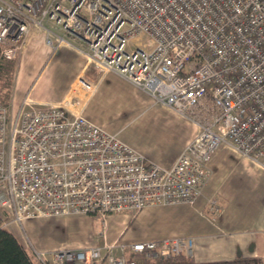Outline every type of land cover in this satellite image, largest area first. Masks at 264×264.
Returning <instances> with one entry per match:
<instances>
[{
	"label": "built area",
	"instance_id": "built-area-1",
	"mask_svg": "<svg viewBox=\"0 0 264 264\" xmlns=\"http://www.w3.org/2000/svg\"><path fill=\"white\" fill-rule=\"evenodd\" d=\"M32 28H43L53 48L71 45L87 65L123 75L201 128L165 168L64 105L13 115L0 100V207L15 220H104L150 205L194 204L223 143L264 165V0H0L3 58L19 57ZM140 36L148 38L146 47L129 51ZM81 84L92 87L87 77ZM210 210L220 211L215 199ZM191 248L184 238L116 241L37 252L35 259L139 264V257L190 256Z\"/></svg>",
	"mask_w": 264,
	"mask_h": 264
},
{
	"label": "crops",
	"instance_id": "crops-1",
	"mask_svg": "<svg viewBox=\"0 0 264 264\" xmlns=\"http://www.w3.org/2000/svg\"><path fill=\"white\" fill-rule=\"evenodd\" d=\"M46 39L43 28H32L23 41L10 97L11 114L48 104L72 106L165 168L172 166L198 135V122L157 102L115 71L97 70L89 76L85 56L79 50L69 44L55 49ZM71 43L81 46L76 40ZM85 75L92 83L90 89L81 84ZM208 168L209 179L194 204L150 205L134 216L118 213L104 220L69 214L20 222L5 210L7 214H0L1 227L33 258L37 252L80 250L116 241L129 245L184 238L192 241L189 257L197 264L228 263L239 258L256 260L249 264H264V165L223 143ZM211 199L220 208L218 214L210 210ZM117 220L121 223L111 231L110 224ZM134 228L135 236L131 234Z\"/></svg>",
	"mask_w": 264,
	"mask_h": 264
},
{
	"label": "trees",
	"instance_id": "trees-1",
	"mask_svg": "<svg viewBox=\"0 0 264 264\" xmlns=\"http://www.w3.org/2000/svg\"><path fill=\"white\" fill-rule=\"evenodd\" d=\"M19 67V57L16 60H7L0 55V83L11 81ZM253 259H236L233 262L217 264H249L254 263ZM0 264H38L30 253L22 249L9 231L1 227L0 221ZM139 264H197L192 258L186 255L171 257L170 259H158L147 261L142 259Z\"/></svg>",
	"mask_w": 264,
	"mask_h": 264
},
{
	"label": "rangeland",
	"instance_id": "rangeland-1",
	"mask_svg": "<svg viewBox=\"0 0 264 264\" xmlns=\"http://www.w3.org/2000/svg\"><path fill=\"white\" fill-rule=\"evenodd\" d=\"M147 41H148V38L146 37V36H140L137 40H135V41H133L130 45H129V47H128V50L129 51H132V50H134L136 47H146V43H147ZM74 43V42H73ZM85 48H87V45H85ZM86 59V58H85ZM87 63H88V61H87V59H86V62H85V64L87 65ZM88 66V68L87 69H89L88 71V75L89 76H91V77H93L95 74H96V72H97V69H96V67L94 66V65H92V64H88L87 65ZM86 66V67H87ZM86 73H87V71H86ZM85 73V74H86ZM85 77H86V75H85ZM82 79V78H81ZM15 80H16V73L14 74V76H13V78H12V80L11 81H2L1 83H0V100L2 101V102H4L8 107H9V109H12V107H11V105H10V97H11V94H12V92H13V89H14V85H15ZM69 108L71 109V110H73L75 113H78V111L76 110V109H74V107H72V106H69ZM7 214V212L4 210V207H0V214L1 215H3V214ZM119 223H121V220H117L116 222H114L113 224H110V229H111V231H113L114 229H115V227L119 224ZM100 224V220H98V225ZM138 230V229H137ZM135 228L132 230V232H131V234L132 235H137L136 233H135ZM129 238H127V240H128ZM118 240V239H117ZM143 258L142 257H139L138 258V262L140 263V261L142 260Z\"/></svg>",
	"mask_w": 264,
	"mask_h": 264
},
{
	"label": "bare ground",
	"instance_id": "bare-ground-1",
	"mask_svg": "<svg viewBox=\"0 0 264 264\" xmlns=\"http://www.w3.org/2000/svg\"><path fill=\"white\" fill-rule=\"evenodd\" d=\"M79 90V89H78Z\"/></svg>",
	"mask_w": 264,
	"mask_h": 264
}]
</instances>
